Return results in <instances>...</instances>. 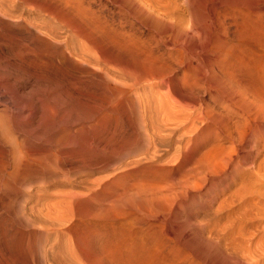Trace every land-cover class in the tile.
<instances>
[{"label": "rangeland", "instance_id": "1", "mask_svg": "<svg viewBox=\"0 0 264 264\" xmlns=\"http://www.w3.org/2000/svg\"><path fill=\"white\" fill-rule=\"evenodd\" d=\"M30 1L0 16V264H264V0Z\"/></svg>", "mask_w": 264, "mask_h": 264}, {"label": "bare ground", "instance_id": "2", "mask_svg": "<svg viewBox=\"0 0 264 264\" xmlns=\"http://www.w3.org/2000/svg\"><path fill=\"white\" fill-rule=\"evenodd\" d=\"M23 1H25V0H0V16H1V17H4V19H5V18H8V19H9L10 17L13 18L12 16H14V13H15V11H16V7L18 6V4H21V5H23V7H24L25 5H24L23 3L26 4V2H27V3H30V2H31L30 0H29L30 2H28V0H27L26 2H23ZM37 1H39V0H36V2H37ZM47 1H49V0H47ZM50 1H51V0H50ZM64 1H65V4H66L67 0H64ZM34 2H35V1H33V2H31V3H34ZM45 2H46V1H45ZM40 3H42V2L40 1ZM40 3L38 4L39 7H40V5H41ZM43 3H44V2H43ZM46 3L48 4V2H46ZM44 4H45V3H44ZM44 4H43V7L40 8V10L43 8V9H45V11L48 13L47 10L50 9V8H47V9L44 8V7H45ZM95 4H96V3H95ZM28 5H29V4H28ZM30 5H31V4H30ZM34 5H35V4H34ZM36 5H37V3H36ZM36 5H35V6H36ZM38 5H37L36 9H38ZM66 5H67V4H66ZM41 6H42V5H41ZM46 6H47V5H46ZM48 6H49V5H48ZM48 6H47V7H48ZM19 7H20V6H19ZM23 7H20L18 10H22ZM25 7H26V6H25ZM27 7H28V6H27ZM50 7H51V6H50ZM30 8H31V7H30ZM23 9H24V8H23ZM28 9H29V8H28ZM32 9L34 10L35 8H31V9H30V12H32V11H31ZM43 9H42V10H43ZM51 9H52V8H51ZM35 11H36V10H35ZM43 11H44V10H43ZM43 11H42V12H43ZM49 11H50V10H49ZM21 12H22V11H21ZM23 12H24V11H23ZM38 12L41 13V11H37V14H38ZM50 12H52V10H51ZM28 13H29V12H28ZM43 13H44V12H43ZM19 14H20V13H19ZM21 14H22V13H21ZM48 14H49V13H48ZM22 15H23V14H22ZM31 15H32V14H31ZM33 15H34V14H33ZM16 16H17V14H16ZM37 16H38V15H37ZM37 16H36V17H37ZM39 16H40V15H39ZM19 17H20V15H19ZM24 18H25V17H24ZM24 18H22V19H23V20H26V19H24ZM26 18H27V17H26ZM40 18H42V16H40ZM2 19H3V18H2ZM18 19H19V18H18ZM18 19H17V20H18ZM15 20H16V19H15ZM20 20H21V19H20ZM32 20H33V19H32ZM34 20H35V19H34ZM40 20H41V19H40ZM45 20H46V18H44V21H45ZM13 21H14V18H13ZM28 21H30V20L27 19V20H26V23H27ZM32 22L34 23V21H31V24H32ZM39 22H40V21H39ZM41 22H42V21H41ZM45 22H46V21H45ZM45 22H44V23H45ZM1 23H3V20H2ZM4 23L6 24V21H5ZM4 23H3V24H4ZM14 23H15V21H14ZM22 23H23V22H22ZM24 23H25V22H24ZM28 23H30V22H28ZM5 24H4V25H5ZM17 24H18V23H17ZM39 24H40V23H39ZM46 24H47V22H46ZM11 25H12V24H11ZM13 25H14V24H13ZM15 25H16V24H15ZM23 25H24V24H23ZM25 25H26V24H25ZM43 25H45V24H43ZM7 26H8V25H7ZM19 26H21V25H19ZM27 26L29 27V24H28ZM27 26H26V27H27ZM5 27H6V25H5ZM5 27H4V28H5ZM13 27H14V26H13ZM8 29H9V28H8ZM25 29H26V28H25ZM27 29H28V28H27ZM6 30H7V29H6ZM10 31H11V30H10ZM28 34H29V33H28ZM31 35H32V34H31ZM15 38H16V37H15ZM70 46H71V45H70ZM167 46H168V45H167ZM167 46H166V48H167V50H168L169 47H167ZM69 48H70V47H69ZM22 50L24 51V49H22ZM22 50H21V52H22ZM26 50H27V49H26ZM28 51H29V49H28ZM81 51H82V50H81ZM81 51H80V52H81ZM83 51H84V50H83ZM21 52H20V53H21ZM24 52H25V51H24ZM24 52H23V53H24ZM26 53H27V52H26ZM81 53H82V52H81ZM84 53H85V51H84ZM166 53H167V52H166ZM168 53H169V52H168ZM24 54H25V53H24ZM72 54H73V53H72ZM97 54H98V53H97ZM68 55H69V53H68ZM70 55H71V54H70ZM89 55H90V54H89ZM64 56H65V55H64ZM162 56H163V55H162ZM65 57H66V56H65ZM68 57H69V56H68ZM202 62H203V61H202ZM165 66H166V65H165ZM147 67H148V66H147ZM147 67H146V68H147ZM107 69H108V68H107ZM188 71H189V70H188ZM145 73H146V72H145ZM101 75H102V74H101ZM104 75H105V74H104ZM104 75H103V76H104ZM183 75H184V73H183ZM189 75H190V74H189ZM2 76H3V75H2ZM191 76H192V75H191ZM107 77H109V76H107ZM181 77H182V76H181ZM183 77H184V76H183ZM183 77H182V78H183ZM185 77H187V76L185 75ZM194 77H195V76H194ZM2 78H3V77H2ZM5 78H6V76L4 77V79H5ZM98 78H99V77H98ZM111 78H113V77H111ZM111 78H110V79H111ZM191 78H192V80L196 81L193 77H191ZM191 78H188V80L191 79ZM195 78H196V77H195ZM0 79H1V78H0ZM113 79H114V78H113ZM179 79H180V78H179ZM183 79H186V78H183ZM1 80L3 81V79H1ZM1 80H0V81H1ZM188 80H187V81H188ZM192 80H189V81L192 82ZM180 81H181V79H180ZM185 81H186V80H185ZM3 82H4V81H3ZM0 83H1V82H0ZM189 83H190V82H189ZM189 83L185 82L184 84H189ZM192 83H193V82H192ZM1 84H2V83H1ZM162 84H163V82H162ZM184 84H183V85H184ZM190 84H191V83H190ZM161 86H163V85H161ZM190 86H192V85H190ZM188 87H189V86H188ZM163 88H164V87H163ZM145 90H146V89H145ZM190 91H191V90H190ZM142 93H143V92H142ZM156 94H157V93H156ZM161 94H162V93H161ZM143 97H144V96H143ZM165 100H166V99H165ZM147 103H148V102H147ZM155 103H156V102H155ZM159 103H161V102H159ZM159 103H158V104H159ZM148 104H149V103H148ZM150 104H152V103L150 102ZM153 104H154V103H153ZM153 104H152V105H153ZM158 104H157V105H158ZM208 104H209V103H208ZM159 105H160V104H159ZM161 105H162V108L164 107L163 109L166 108L165 106H163L164 104H161ZM161 105H160L159 107H161ZM143 106H144V105H143ZM153 106H154V105H153ZM144 107H146V106H144ZM144 107H143V108H144ZM147 107H148V106H147ZM149 107H150V106H149ZM159 107H158V108H159ZM158 108H157V109H158ZM162 108H161V111H162L161 113L164 112V111L162 110ZM157 109H156V110H157ZM159 109H160V108H159ZM138 110H139V108H138ZM141 110H143V109L141 108ZM145 110H146V109H145ZM149 110H150V109H149ZM151 110H154V111L156 112V110L154 109V107H153V109L151 108ZM166 110H167V109H166ZM158 111H160V110H158ZM158 111H157V112H158ZM3 112H5V111H3ZM142 112H144V111H142ZM151 112H152V111H151ZM151 112H148V111H147V113H151ZM155 112H154V113H155ZM157 112H156V113H157ZM207 112H208L207 114H210V112H209L208 110H207ZM5 113H6V112H5ZM140 113H141V112H140ZM140 113H139V114H140ZM145 113H146V112H145ZM145 113L142 115V117L145 115ZM161 113H159V114L157 113V115L153 114V117H154V115H155V116H158V115H160ZM139 114H138V115H139ZM151 114H152V113H151ZM151 114H148V115H150V116L152 117ZM164 114H165V113H164ZM3 115H4V114H3ZM145 116H146V115H145ZM150 116H148V118H149ZM161 117H162V115H161ZM163 117H165V116H163ZM168 117H170V116H168ZM145 118H146V117H145ZM145 118H144V119H145ZM154 118H155V117H154ZM158 118H160V117H158ZM144 119H143V121H142V122H143L142 125H144V122H145ZM151 119H153V118H150V120H151ZM140 120H141V119H140ZM150 120L148 119L147 122H146V123H148L149 125H151V124H150ZM153 120H154V119H153ZM155 120L158 122L157 117H156ZM148 121H149V122H148ZM163 121H164V120H163ZM170 121H171V120H170ZM181 121H182V120H181ZM152 122H153V121H152ZM157 122H156V125H157ZM160 122H161V118H160ZM146 123H145V124H146ZM153 123H154V122H153ZM2 124H3V123H2ZM148 124H147V125H148ZM161 124H162V123H161ZM164 124H165V122H164ZM187 124H188V123H187ZM139 125H140V124H139ZM139 125H138V126H139ZM147 125H146V126H147ZM149 125H148V126H149ZM158 125H160V124H158ZM158 125H157V126H158ZM144 126H145V125H144ZM146 126H145V127H146ZM148 126H147V127H148ZM153 126H155V123H154ZM160 126H161V125H160ZM160 126H159V127H160ZM159 127H157L158 129H156V126H155V129L159 131V129L162 128V127H160V128H159ZM163 127H164V126H163ZM166 127H167V126H165V129H166ZM179 127H180V126H179ZM140 128H144V127L141 126ZM175 128L177 129L176 126H175ZM148 129L150 130L151 128L149 127ZM148 129H145V130H148ZM155 129H154V127H153L152 130H155ZM165 129H163L164 131H163L162 129H161L160 131H163V133H168V136H169V134H173V133H170V132H173V131H174V128H173V130L171 129L170 132H169V131L166 132ZM145 130H144V132H145ZM168 130H169V129H168ZM150 131H151V130H150ZM158 131H155V132H158ZM160 131L158 132V135H160V134H159ZM146 132H147V131H146ZM146 132H145V133H146ZM148 132H149V131H148ZM153 132H154V131H153ZM153 132L151 131V133H153ZM161 134H162V133H161ZM150 135H151V134H150ZM154 135H156V133H155ZM158 135H156V136H158ZM156 136H155V137H153V136H152V137H149V138H151V140H152L151 144H154V146L151 145L152 147H155L158 143H160L161 140L164 141L165 139H167V138H165V136H164V137H159V136L156 137ZM160 136H162V135H160ZM168 136H166V137H168ZM170 136H171V135H170ZM137 138H138V137H137ZM137 138H136V139H137ZM144 138H146V137H144ZM144 138H143V139H144ZM200 138H201V137H200ZM203 138H204V137H203ZM143 139H141V140L143 141ZM146 139H147V138H146ZM146 139H145V141H146ZM168 139H169V138H168ZM192 139H193V141L195 140L194 137H193ZM207 139H208V138H207ZM147 140H150V139H147ZM175 140H176V138H175ZM178 140H181L180 137H179ZM198 140H199V139H198ZM200 140H201V139H200ZM204 140H205V139H204ZM67 141H68V140H67ZM70 141H71V140H70ZM172 141H173V140H172ZM188 141H189V139H188ZM161 142H162V141H161ZM180 142H181V141H179V143H180ZM206 142H207V140H206ZM206 142H204V144H206ZM137 143H138V142H137ZM149 143H150V142H149ZM164 143H166V141H165ZM176 143H177V142H176ZM182 143H183V142H182ZM189 143H190V142H189ZM66 144H68V143H66ZM70 144H71V143H70ZM135 144H136V143H135ZM141 144H142V143H141ZM147 144H148V143H147ZM172 144H173V143H172ZM183 144H184V143H183ZM137 145H138V144H137ZM143 145H144V144H143ZM158 145H159V144H158ZM163 145H164V144H163ZM169 145H170V143H169ZM174 145H175V143H174ZM174 145H173V146H174ZM180 145H182V144H180ZM187 145H189V144H187ZM187 145H184V148H186ZM191 145H192V144H190L189 146H191ZM199 145H201V144H199ZM97 146H98V145H97ZM139 146H140V143H139ZM146 146H147V145H146ZM146 146H145L144 148H146ZM148 146H149V144H148ZM151 146H150V147H151ZM171 146H172V145H171ZM173 146H172V147H173ZM177 146H178V145H177ZM177 146L175 145V146L173 147V149H175V151L178 153V151H179L180 149L177 151V150H176ZM193 146H194V145H192L191 147H193ZM195 146H196V145H195ZM150 147H149V148H150ZM165 147H166V146H165ZM169 147H170V146H169ZM178 147H179V146H178ZM200 147H201V146H200ZM141 148H143V147H141ZM149 148H148V150H149ZM155 148H158V147H155ZM159 148H161V147H159ZM167 148H168V147H167ZM187 148H188V147H187ZM193 148H195V147H193ZM196 148H199V147L197 146ZM202 148H203V147H202ZM146 149H147V148H146ZM163 149L165 150V148H163ZM170 149H171V148H170ZM173 149H172V150H173ZM182 149H183V147H182ZM148 150H147V151H148ZM160 150H162V149H159V151H160ZM168 150H169V149H168ZM168 150H165V151H168ZM143 151H144V152H147V151H145V149H144ZM156 151H157V150H156ZM156 151H155V152H156ZM159 151H158V152H159ZM162 151H163V150H162ZM165 151H164V152H165ZM192 151H193V150H192ZM192 151H191V153H192ZM194 151H195L194 154H196V153H197L196 150H194ZM198 151H199V150H198ZM138 152H139V151H138ZM144 152H143V153H144ZM151 152H153V151L151 150ZM173 152H174V151H172V153H173ZM179 152H180V151H179ZM206 152H207V151H206ZM206 152H205V153H206ZM140 153H141V152H140ZM143 153H142V154H143ZM147 153H148V152H147ZM156 153H157V152H156ZM159 153L162 154V152H159ZM159 153H158V154H159ZM165 153H167V152H165ZM177 153H176V155H177ZM184 153H185V152H184ZM184 153H183V154H184ZM191 153H190V155H191ZM205 153H204V156H206ZM209 153H210V151H209ZM149 154H151L152 156L154 155L153 153H150V152H149ZM149 154H148V155H149ZM158 154H157V155H158ZM161 154H160V155H161ZM170 154H171V153H170ZM174 154H175V153H174ZM178 154H179V153H178ZM180 154H182V153L180 152ZM180 154H179V155H180ZM206 154H207V153H206ZM140 155H141V154H140ZM145 155H146V154H145ZM148 155H147V156H148ZM151 155H150V156H151ZM157 155H156V156H157ZM162 155H163V154H162ZM162 155H161V156H162ZM165 155H166V154H165ZM168 155H169V153H168ZM172 155H173V154H171V157H172ZM176 155H175V156H176ZM179 155L177 156L178 158H179ZM188 155H189V154H188ZM188 155H187V156H188ZM196 155H198V153H197ZM141 156H142V155H141ZM150 156H149V157H150ZM154 156H155V155H154ZM175 156H174V157H175ZM182 156H183V159H184V158H185V159L187 158V157H185L186 155H185V156L182 155ZM191 156H192V155H191ZM193 156H194V155H193ZM204 156H203V157H204ZM143 157H145V156H142L140 159H142V160L144 161ZM149 157H148V158H149ZM158 157H159V156H158ZM158 157H157V158H158ZM174 157H172V158H174ZM177 157H176V159H177ZM189 157H190V156H188V159H189ZM194 157H195V156H194ZM148 158H147V159H148ZM154 158H156V157H154ZM154 158H152V159H154ZM157 158H156V159H157ZM161 158H162V157H161ZM191 158H193V157H191ZM138 159H139V157H138ZM138 159H136V160L138 161ZM164 159H165V158H164ZM167 159H168V160H167ZM183 159H182L181 162H184ZM149 160H150V158H149ZM179 160H180V158H179ZM190 160H191V159H189V161H190ZM193 160H194V159H193ZM139 161H140V160H139ZM139 161H138V162H139ZM156 161H157V160H156ZM158 161H159V160H158ZM176 161H178V160H175V162H176ZM187 161H188V160H187ZM194 161H195V160H194ZM133 162H134V161H133ZM135 162H136V161H135ZM146 162H147V161H146ZM149 162H150V161H148V163H149ZM162 162H163V164H165V165H166L167 162L170 163V164L172 165V163L169 162V157L166 158V161L163 160ZM162 162H161V163H162ZM164 162H165V163H164ZM185 162H186V161H185ZM144 163H145V162H144ZM151 163H152V162H151ZM161 163H160V164H161ZM168 163H167V164H168ZM178 163H180V162H178ZM192 163H193V161H192ZM136 164H137V162H136ZM142 164H143V163H142ZM155 164H156V162H155ZM155 164L153 163L152 166H154ZM160 164H159L158 166H160ZM170 164H169V165H170ZM176 164H177V163H176ZM180 164H181V163H180ZM180 164H179V165H180ZM186 164H187V162H186ZM130 165L132 166L131 161H130ZM130 165H129V166H130ZM133 165H135V163H134ZM150 165H151V164H148V165L146 164V165H144V167H145V166H148V167H149ZM161 165H162V164H161ZM169 165H168V166H169ZM135 166H136V165H135ZM135 166H132V167L135 168ZM139 166H140V165H139ZM184 166H185V163H184ZM144 167H143V168H144ZM148 167H147V168L145 167L146 169H144V170H142V171H143V172H144L145 170H146V171H147V170H148V171H149V170L151 171V169H149L151 166H150L149 168H148ZM156 167H157V166H156ZM174 167H175V166H174ZM177 167H179V166L177 165ZM185 167H186V166H185ZM134 168H132V169H134ZM180 168H181V167H180ZM130 169H131V167H130ZM136 169H137V168H135L134 170H136ZM139 169H141V168L139 167ZM153 169H154V168H153ZM167 169H168V168H167ZM167 169H166V170H167ZM178 170H179V169H178ZM136 171H137V170H136ZM122 172H123V174H124V171H122ZM127 172H129V171H127ZM127 172H126V173H127ZM131 172H133V171H130V173H131ZM140 172H141V171H140ZM151 172H154V171L152 170ZM155 172H157V170H156ZM155 172H154V173H155ZM168 172H169V171H168ZM168 172H166V173H168ZM198 172H199V171H198ZM126 173H125V174H126ZM152 174H153V173H152ZM161 174L163 175V173H161ZM168 174H169V173H168ZM127 175H128V174H127ZM131 175H132V174H131ZM159 175H160V174H159ZM116 176H117V175H116ZM119 176H120V174H119ZM129 176H130V175H129ZM132 176H133V175H132ZM155 176H156V175H155ZM155 176H153L152 179H153ZM165 176H166V175H165ZM165 176H164V179L167 181L168 179H167ZM136 177H137V176H136ZM136 177L134 178V180L136 179ZM115 178H116V177H114V179H115ZM128 178H129V177H128ZM139 178H140V177H139ZM146 178H147V177H146ZM149 178H150V177H149ZM149 178H148V179H149ZM159 178H160V177H159ZM162 178H163V177H162ZM1 179H2V178H1ZM140 179H141V178H140ZM140 179H139V180H140ZM143 179H144V177H143ZM187 179H188V178H187ZM115 180H116V179H115ZM121 180H122V179H121ZM121 180L119 179V182H120ZM126 180H128V181L131 180V181H132V179H130V178H129V179H126ZM137 180H138V179H137ZM139 180H138V181H139ZM149 180H151V178H150ZM155 180H158L157 177H155ZM155 180H154V181L151 180L150 182L153 181L152 183L155 184ZM159 180H162V179H159ZM165 180H164V181H165ZM209 180H210V179H209ZM117 181H118V180H117ZM117 181L114 183L116 186H117V184H116ZM123 181H124V183L126 182L125 180H123ZM138 181H135V185H136V182H137L136 187H139V184H138V183H140V182H138ZM145 181H146V179H145ZM162 181H163V180H162ZM164 181H163V182H164ZM166 181H165V182H166ZM188 181L190 182V180H187V182H188ZM191 181H193V180H191ZM158 182H159V181H158ZM163 182H162V183H163ZM168 182H169V181H168ZM108 183H110V182H108ZM124 183L122 182L121 184H124ZM141 183H142V181H141ZM145 183H146V182L143 181L142 184H145ZM147 183H149V181H147ZM152 183H150V184H152ZM162 183L159 182V184H162ZM182 183H183V182H182ZM190 183H191V182H190ZM192 183H194V181H193ZM192 183H191V184H192ZM104 184H105V183H104ZM111 184H112V182H111ZM125 184H126V183H125ZM132 184H134V181H132ZM132 184H130V185L132 186ZM142 184H141V185H142ZM156 184H157V182H156ZM156 184L153 185V186L156 187V186H157ZM159 184H158V186H159ZM168 184H169V183H168ZM173 184H174V183H173ZM194 184H195V183H194ZM44 185H45V184H44ZM100 185H101V184H100ZM115 185H114V186H115ZM130 185H129V187H130ZM135 185L132 186V188L130 187V189H132L133 192H134V190L136 189ZM141 185H140V186H141ZM148 185H149V184H148ZM162 185H163V184H162ZM162 185H161V186H162ZM174 185H175V184H174ZM195 185H197V184H195ZM195 185H194V186H195ZM103 186H104V185H103ZM107 186H108V184H107ZM110 186H111L112 189H113L114 186H112V185H110ZM121 186H122V185H121ZM149 186H150V185H149ZM149 186H148V188H150ZM151 186H152V185H151ZM101 187H102V186H101ZM108 187H109V186H108ZM108 187H107V188H108ZM111 187H110V188H111ZM124 187H125V190H127V188H128L127 185H126V186L124 185ZM126 187H127V188H126ZM133 187H135V189H133ZM162 187H163V186H162ZM162 187H161V188H162ZM105 188H106V187H104V189H105ZM144 188H146V187H144ZM158 188H159V187H158ZM102 189H103V188H102ZM114 189H115V188H114ZM116 189H117V188H116ZM122 189L124 190L123 187H122ZM137 189H138V188H137ZM152 189H153V187H152ZM95 190H96V189H95ZM95 190H94V192H95ZM125 190H124V191H125ZM138 190L141 191V192H144V191H145V190L142 189V188H139ZM173 190H174V189H173ZM98 191H99V190H98ZM106 191H107V190H106ZM111 191H112V190H111ZM113 191H114V190H113ZM115 191H119V190H115ZM136 191H137V190H136ZM121 192H122V191H121ZM127 192H128V190H127ZM127 192H126V194H127ZM97 193H98V192H97ZM101 193H103V191H102ZM101 193H100V194H101ZM106 193H108V192H106ZM129 193H130V192H129ZM129 193H128V195H129ZM144 193H145V192H144ZM62 194H63V193H62ZM65 194H66V193H65ZM103 194H104V193H103ZM103 194H102V195H103ZM109 194H110V192H109ZM109 194H108V195H109ZM116 194H118V192H116ZM116 194H115V195H116ZM68 195H69V194H68ZM68 195H67V196H68ZM108 195H105V196L107 197ZM112 195H113V194H112ZM119 195H120V194H119ZM128 195H125V196L129 198L130 196H128ZM132 195H133V194H132ZM138 195H139V194H138ZM62 196H63V195H61V197H60V196H59V197L62 198V199L64 200V198H66V196H65L64 198H63ZM103 196H104V195H103ZM103 196H102V197H103ZM105 196L103 197V199L105 198ZM117 196H118V195H117ZM134 196H136V195L134 194ZM134 196H132V197H134ZM89 197H90V196H89ZM102 197H100V198H102ZM109 197H110V196H109ZM114 197H115V196H114ZM141 197H142V196H140V198H141ZM143 197H145V196L143 195ZM60 198H59V199H60ZM112 198H113V197H112ZM128 198H125V200H126V199L128 200ZM145 198H146V197H145ZM59 199H57V200H59ZM62 199H60V200H61L60 202H62ZM105 199H106V198H105ZM107 199H108V197H107ZM109 199H110V198H109ZM57 200H56V201H57ZM87 200H88V199H87ZM93 200H94V199H93ZM114 200H115V198H114ZM133 200H134V199H133ZM139 200H140V199H139ZM44 201H47V200L44 199ZM64 201H66V200H64ZM67 201L69 202V200H67ZM67 201H66V202H67ZM96 201H97V200H96ZM101 201H103V200L101 199ZM108 201L110 202V200H108ZM122 201H124V200H122ZM135 201H136V199H135ZM135 201H131V202H135ZM141 201H142V199H141ZM42 202H43V201H42ZM48 202H49V199H48ZM50 202H52V199H51ZM50 202H49V203H50ZM54 202H55V201H54ZM66 202H65V203L63 202L64 205L68 203V202H67V203H66ZM103 202H104V201H103ZM103 202H102V203H103ZM109 202H108V203H109ZM111 202H112V201H111ZM136 202H137V201H136ZM143 202L145 203V199H144ZM44 203H45V202H44ZM44 203H42V204H44ZM52 203H53V202H52ZM52 203H51V204H52ZM56 203H59V201L56 202ZM56 203H53V204H54V206L56 207L55 209L57 210L60 206L57 208ZM116 203H117V202H116ZM45 204H46V203H45ZM47 204H48V203H47ZM93 204H94V203H93ZM98 204H99V202L97 203V205H98ZM137 204H139V202H138ZM137 204H136V206H137ZM153 204H154V203H153ZM48 205H49V206H52V205H50V204H48ZM59 205H60V204H59ZM61 205H62V204H61ZM64 205H63V206H64ZM100 205H101V204H100ZM110 205H111V204H110ZM154 205H155V204H154ZM45 206H46V205H45ZM88 206H89V205H88ZM94 206H95V205H94ZM105 206H107V202H106ZM105 206H103V210H105V209H104ZM136 206H135V209H134V210L137 211V208H138V207L136 208ZM46 207H47V206H46ZM89 207H90V206H89ZM89 207H88V208H89ZM96 207H97V206H96ZM96 207H95V208H96ZM99 207H100V206H99ZM120 207H121V206H120ZM133 207H134V206H133ZM142 207H143V206H142ZM154 207H155V206H154ZM163 207H164V206H163ZM35 208H36V207H35ZM40 208H41V207H40ZM40 208H39V209H40ZM44 208H45V207H44ZM52 208H54V207H52ZM101 208H102V207H101ZM109 208H110V207H109ZM145 208H146V207H145ZM39 209H38V210H39ZM55 209H54V210H55ZM97 209H98V208H96V210L92 209V211H93V210H94V211H97ZM106 209H107V208H106ZM125 209H126V208H125ZM41 210H42V209H41ZM49 210H50V208H49ZM49 210H48V213H49ZM90 210H91V209H90ZM90 210H89L88 212H90ZM115 210H116V209H115ZM126 210H127V209H126ZM129 210H131V209H129ZM150 210H151V209H150ZM150 210H149V211H150ZM44 211L46 212L45 209H44ZM44 211H43V212H44ZM51 211H53V209H52ZM58 211H60V209H59ZM58 211H57V212H58ZM99 211H100V209H99ZM107 211H108V209H107ZM107 211H106V212H107ZM162 211H163V210H162ZM38 212H39V211H38ZM53 212H54V211H53ZM129 212H131V211H129ZM132 212H133V211H132ZM144 212H146V211H144ZM144 212H143V213H144ZM150 212H151V211H150ZM40 213H42V212H40ZM48 213H47V214H48ZM50 213H51V212H50ZM50 213H49V214H50ZM55 213H56V212H55ZM55 213H54V217H55V215H57V214H55ZM120 213H121V212H120ZM134 213H136V212H134ZM147 213H148V210H147ZM147 213H146V214H147ZM152 213H153V212H152ZM152 213H151V214H152ZM45 214H46V213H45ZM45 214H44V215H45ZM49 214H48V215H45V216L47 217V216H49ZM58 214H59V212H58ZM90 214H91V213H90ZM113 214H114V212H113ZM132 214H133V213H132ZM29 215H30V214H29ZM42 215H43V213H42ZM42 215H40V216L43 217L44 215H43V216H42ZM52 215H53V214H52ZM61 215H62V214H61ZM119 215H120V214H119ZM123 215H124V214H123ZM123 215H122V216H123ZM133 215H134V214H133ZM139 215H140V214H139ZM147 215H149V213H148ZM147 215H146V217H148ZM50 216H51V215H50ZM109 216H110V215H109ZM114 216H115V215H114ZM117 216H118V215H117ZM137 216H138V214H137ZM153 216H154V214H153ZM38 217H39V216H38ZM46 217H45V218H46ZM104 217H105V215H104ZM143 217H145V215H144ZM146 217H145V219H146ZM157 217H158V216H157ZM49 218H50V217H49ZM56 218H57V217H56ZM128 218H130V217H128ZM131 218H132V217H131ZM131 218H130V219H131ZM135 218H136V217H134V219H135ZM137 218H138V217H137ZM137 218H136L135 220H137ZM141 218H142V217H141ZM38 219H40V218H38ZM47 219H48V218H47ZM139 219H140V218H139ZM58 220H59V219H58ZM58 220H57V221H58ZM118 220H121V219H118ZM123 220H124V219H123ZM131 220H133V218H132ZM140 220L142 221V219H140ZM55 221H56V220H55ZM41 222H42V221H41V219H40V222H39V223H41ZM113 222H114V221H113ZM121 222H123V221H121ZM148 222H149V221H148ZM58 223H59V221H58ZM60 223H62V222H60ZM125 223H126V222H125ZM37 224H38V223H37ZM110 224H111V223H110ZM121 224H122V223H121ZM57 225H58V224H57ZM110 226H111V225H110ZM111 228H114V227H111ZM110 234H111V233H110ZM44 240H45V239H44ZM46 241H47V240H46ZM42 243H43V242H42ZM101 249H102V248H101ZM95 254H96V253H95ZM83 264H84V263H83Z\"/></svg>", "mask_w": 264, "mask_h": 264}]
</instances>
